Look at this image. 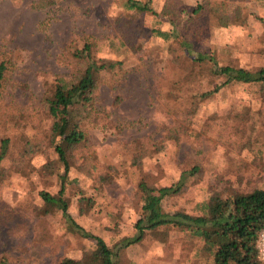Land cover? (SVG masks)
Instances as JSON below:
<instances>
[{
	"label": "rangeland",
	"instance_id": "374dc122",
	"mask_svg": "<svg viewBox=\"0 0 264 264\" xmlns=\"http://www.w3.org/2000/svg\"><path fill=\"white\" fill-rule=\"evenodd\" d=\"M34 1L0 0V58L7 56L10 64L0 109L38 102L47 81L69 77L70 67L61 53L75 33L93 34L102 57L124 59L129 72L113 86L108 83L110 74L103 73L97 97L101 111L83 124L91 144L98 148L99 162L112 164L119 172L112 182L96 190L90 177L72 169L70 176L78 178L79 184H69L67 196L71 197L70 214L86 231L110 244L122 236L133 237L138 232L136 223L142 207L136 195L140 175L131 166V146L135 144L131 142L146 136L161 140L175 120H183L159 95V69L169 60L164 42L153 37L139 54L127 47L111 50L109 43L119 39L115 21L124 11V0H41L50 5L40 9L32 6ZM144 1H151L154 10L160 12L172 0ZM175 1L192 10L202 0ZM225 1L230 16L238 3L244 5L246 23L211 27L204 21L198 43L215 51L221 63L249 69L264 67V0ZM161 18L152 12L145 14L148 26L173 28L168 19L159 21ZM213 79L221 84L226 76L214 75ZM188 130L191 135L143 160L145 171L161 185L176 182L195 164L202 166L201 173L190 177L182 192L165 200L166 209L195 211L214 190L227 197L236 190L264 187V105L253 88L242 84L222 87L202 102ZM250 135L253 149L243 145ZM44 161V155L35 156V164ZM59 187L55 177L47 179L30 169L12 171L0 185V209L20 211L9 221L10 231L7 228L0 233V264H55L65 256L80 257L85 245L94 244L83 233L69 230L61 212L34 216L39 191L55 192ZM81 190L94 197L91 207L84 206L85 214L80 213ZM199 245V240L173 228L163 240L147 235L134 243L122 260H133L134 264H210L208 257L196 258Z\"/></svg>",
	"mask_w": 264,
	"mask_h": 264
},
{
	"label": "trees",
	"instance_id": "16d2710c",
	"mask_svg": "<svg viewBox=\"0 0 264 264\" xmlns=\"http://www.w3.org/2000/svg\"><path fill=\"white\" fill-rule=\"evenodd\" d=\"M47 5L50 3L41 0L32 3L36 9ZM123 6L124 11L115 21L119 39L109 43L111 50L127 47L139 54L146 42L153 37L161 38L169 60L159 69V95L183 119L175 120L161 140L146 136L131 142L135 143L131 146V166L140 175L136 195L140 198L142 213L136 223L137 235L122 236L110 244L101 236L86 231L69 211L68 186L79 184L78 178L70 176L72 169L90 177L96 190L112 182L119 172L114 165L99 162L98 148L91 144L83 124L92 121L101 111L97 97L104 80L103 73L110 74L108 83L113 86L119 84L129 71L124 59L113 60L100 55L101 48L93 34L75 33L67 41L61 55L68 62L70 75L47 81L41 100L0 109V185L12 171L24 172L26 169L39 172L44 178L58 180L57 191H39L40 203L33 204L34 216L61 212L69 230L83 233L94 244L85 245L80 257L65 256L55 264H134L133 260H122L130 246L142 242L147 235L163 240L173 228L199 240L196 258L208 257L210 264H264L257 248L259 231L264 228V187L236 190L227 197L214 190L208 200L198 204V211L168 210L165 200L182 192L189 178L201 173L202 166L195 164L183 171L176 182L161 185L145 171L143 163L145 156L162 152L169 143H179L191 135L188 123L192 122L202 102L222 87L242 84L253 88L264 105V67L249 69L221 63L215 51L203 48L197 40L204 21L211 27L245 24L244 5L238 3L233 16L228 13L225 0H202L192 10L172 0L160 12L154 10L151 1L124 0ZM147 12L162 16L159 21L168 19L173 28L164 30L148 26ZM194 62L201 68L197 69ZM9 69V58L3 56L0 58V100ZM220 74L225 75L226 80L217 84L213 76ZM247 110H251L250 106ZM252 142V135L246 136L243 145L253 149ZM38 154L45 156L41 165L34 162ZM78 195L80 213L85 214L84 206L91 207L94 197L83 190ZM17 212L19 209H0V233L10 227L9 221ZM33 223L36 227V218ZM24 226L28 227L27 224Z\"/></svg>",
	"mask_w": 264,
	"mask_h": 264
},
{
	"label": "built area",
	"instance_id": "2783aa9c",
	"mask_svg": "<svg viewBox=\"0 0 264 264\" xmlns=\"http://www.w3.org/2000/svg\"><path fill=\"white\" fill-rule=\"evenodd\" d=\"M257 248L259 251V259L264 263V228L259 231Z\"/></svg>",
	"mask_w": 264,
	"mask_h": 264
}]
</instances>
